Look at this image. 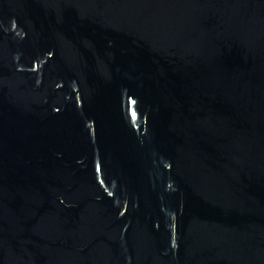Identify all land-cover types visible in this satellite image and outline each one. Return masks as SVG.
Masks as SVG:
<instances>
[{"label":"water","instance_id":"water-1","mask_svg":"<svg viewBox=\"0 0 264 264\" xmlns=\"http://www.w3.org/2000/svg\"><path fill=\"white\" fill-rule=\"evenodd\" d=\"M0 264H264V0H0Z\"/></svg>","mask_w":264,"mask_h":264}]
</instances>
